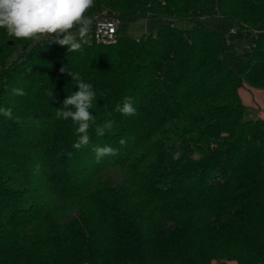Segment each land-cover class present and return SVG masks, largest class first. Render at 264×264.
I'll return each instance as SVG.
<instances>
[{
  "label": "trees",
  "instance_id": "obj_1",
  "mask_svg": "<svg viewBox=\"0 0 264 264\" xmlns=\"http://www.w3.org/2000/svg\"><path fill=\"white\" fill-rule=\"evenodd\" d=\"M102 9L114 44L65 36ZM148 17L191 26L128 34ZM243 84L264 89V0H0V264H264Z\"/></svg>",
  "mask_w": 264,
  "mask_h": 264
},
{
  "label": "rangeland",
  "instance_id": "obj_2",
  "mask_svg": "<svg viewBox=\"0 0 264 264\" xmlns=\"http://www.w3.org/2000/svg\"><path fill=\"white\" fill-rule=\"evenodd\" d=\"M163 22H169L172 25H174L175 27H178L181 29H188L191 26V23L188 20H176V19L167 20V19L162 18V17H148V18H142V19H138V20H135L133 22H130L128 27H127V32H128V34H130L133 37H139L145 32L155 30L156 27ZM200 22L205 27H207L209 29H214L218 25L223 26L227 30L231 27L230 23L223 18L202 17L200 19ZM64 24H62L63 26L62 25L61 26H62V31L66 32L65 33L66 37L67 36L75 37L76 39L86 40L89 43H95L91 40V35H92V31H93V25L91 23V19L84 21V22H81V23H78L77 21H74V20L70 21V22H68V25L70 26V28L64 27ZM55 31H56V29H51V31H48V33H46V35H52ZM43 36H44V34H43ZM55 36L51 37V39H54ZM240 50H241L240 48L236 49V51H238V52ZM226 56H227V59L229 61L230 66L232 68H237L238 67V60L236 59L234 51H227ZM241 61H242V63L246 62L244 57H241ZM245 85L247 86V84H243V86L240 87L241 88L240 89L241 98L243 101L244 100L246 101L247 99H251L249 93H248V95L246 93H244V86ZM246 109H247L246 110V112H247L246 116L248 117V114H249L248 112L251 111L252 109L250 107H247ZM252 117L255 118V114H253ZM211 264H220V262L212 261Z\"/></svg>",
  "mask_w": 264,
  "mask_h": 264
},
{
  "label": "built area",
  "instance_id": "obj_3",
  "mask_svg": "<svg viewBox=\"0 0 264 264\" xmlns=\"http://www.w3.org/2000/svg\"><path fill=\"white\" fill-rule=\"evenodd\" d=\"M91 23L93 25V31L91 35V40L97 44L102 45H110L114 44L118 39V28H119V18L114 12H110L108 9H102L98 13L94 14L91 18ZM64 27L70 28V26L65 23ZM236 27L231 26L226 36L231 33L236 32ZM251 35L256 36L258 33L262 32L263 29L260 28H253L250 29ZM56 33L54 32L49 37L55 36ZM243 47L246 50H250L251 48L255 47L254 42H243Z\"/></svg>",
  "mask_w": 264,
  "mask_h": 264
},
{
  "label": "crops",
  "instance_id": "obj_4",
  "mask_svg": "<svg viewBox=\"0 0 264 264\" xmlns=\"http://www.w3.org/2000/svg\"><path fill=\"white\" fill-rule=\"evenodd\" d=\"M240 89L238 90L239 95L241 97ZM244 93L250 95L251 99H247L246 101L242 100L243 104L246 107H250L252 110L249 111L248 117L253 118V114H255V118H264V89L254 88L251 86H244ZM226 264H235L233 261H229Z\"/></svg>",
  "mask_w": 264,
  "mask_h": 264
},
{
  "label": "water",
  "instance_id": "obj_5",
  "mask_svg": "<svg viewBox=\"0 0 264 264\" xmlns=\"http://www.w3.org/2000/svg\"><path fill=\"white\" fill-rule=\"evenodd\" d=\"M11 43V42H10Z\"/></svg>",
  "mask_w": 264,
  "mask_h": 264
}]
</instances>
